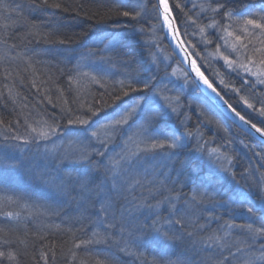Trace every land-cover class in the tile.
I'll list each match as a JSON object with an SVG mask.
<instances>
[{
    "label": "snow or ice",
    "instance_id": "6c2138e0",
    "mask_svg": "<svg viewBox=\"0 0 264 264\" xmlns=\"http://www.w3.org/2000/svg\"><path fill=\"white\" fill-rule=\"evenodd\" d=\"M186 3H191L189 11L199 9L197 18L203 14L210 22L203 26L197 24V21L184 11L186 4H181L179 0H173L172 4L169 0H154V2L153 0H114L110 11L117 17L127 18L128 23L132 24V34L149 37L142 41L141 58L137 59L125 43L129 40L127 32L115 31L116 26L121 22L114 21L113 34L105 37L107 43L104 44L101 41L103 47L96 45L94 48H88L87 55L81 54V59L77 61L75 68L70 70L67 77L69 91L76 93L74 102H78L77 111L86 109V112L91 115H75L72 108L67 107V100H64L61 113L66 118V126L63 127V131L55 117H52V122L41 120L36 121L35 124H29L25 119L24 126L27 134L25 136L16 135L13 139L23 140L25 145L35 143L37 149L43 142L44 157L52 167L56 168L62 189H69V195L75 192L83 203L92 205V215L96 218L92 224L97 230L92 233L93 239L81 240L75 245L76 248L82 244H108L116 237H119L117 243L127 242L126 238H130L132 242L144 246L147 243V236L150 235L152 241L161 249L170 247L171 243L176 241L184 240L193 242L194 247L196 243L207 245L204 250H211L212 255L202 257L200 264H233V261H236V264H264V215L259 220V226H254L256 212L264 214V174L254 181L255 200L262 202L259 207L253 200L248 199V194L243 191L235 193V197H229L228 200L216 201V193L209 194L207 191H201V187L204 185L212 187L211 181L213 178H219L221 172L230 175L238 185L243 181L244 184L252 187V184H249L252 173L245 170L237 180L236 172L232 167V158L226 152H221L219 148H212L206 152L198 140L193 148V156L199 154L203 159L206 155L208 163L214 167L209 168L208 177L191 189V196L182 191L183 187L193 183L191 177L198 175L199 170L190 169L188 176L182 181L180 177L184 176V170L189 161H179L178 157L181 150L189 146L190 138L200 137L202 134L199 129L195 133L188 129L187 121L190 117L182 111L187 106L183 104L181 95L179 93L174 96L165 94L170 89L164 81L174 83L171 77L180 79L177 76V69H172L171 73L166 68L162 69L160 65L164 61L159 60L153 52L154 48H159L158 31L166 29V35L171 34L173 40L177 39L180 26L175 23L176 15L173 14V8H175L177 14L183 13L182 23L185 27V35H196L195 32L189 33L187 30L188 21H191L199 31L201 42L207 45L211 44L212 40L208 37L206 30H216L217 38L222 42L228 54L220 50L221 44L218 43L211 55L223 59L226 67L232 71L255 77L254 83L264 85V7L237 12L228 8V0H205L204 3L199 4L193 0H186ZM45 6L58 9L62 7L60 3L49 4V0H31L29 9L37 11ZM22 9V5L13 7L6 0H0V19L12 20V13L22 18ZM63 10L68 11V8L65 7ZM209 13L211 15H208ZM216 15H220L225 23L221 24L217 21ZM152 20L157 21L158 27L150 22ZM137 24L141 26L136 27ZM2 27L8 35L0 32V45H4L9 51L18 47L17 43L9 44L10 40L19 39L21 43H31L37 39L47 40L51 35H42L39 26L35 24H19L15 20L11 23H4ZM123 27L127 29L128 25L125 24ZM21 31L25 33L23 37L19 35ZM58 42L65 44L68 41L60 39ZM177 47L180 48V45L178 44ZM10 59L14 57L0 56V60ZM85 59L88 60L87 64L82 63ZM190 64L203 83L219 96L216 88L196 66L195 60H191ZM84 67L89 68V71H84ZM162 71L164 75H160ZM4 75L11 78L12 73L5 68ZM182 76L184 84H188L187 74H182ZM115 77L121 78L115 79ZM110 80L113 81L111 85ZM192 82L195 83V80ZM221 83L224 81L221 80ZM243 83L247 84L248 81L244 80ZM32 84L35 87V80ZM88 84L99 85L101 88L111 86L113 91L117 92L113 97L114 100H120L122 96L128 97L130 93L138 95L132 97V102L118 106L119 111L114 112L111 119L101 123L99 120L91 119L99 115V109L88 104L81 95V89L86 88ZM183 86V84L180 86L181 90ZM234 90L240 91L239 88ZM60 91L62 94V90ZM8 93L12 95L11 88L8 89ZM241 99L248 108L258 111L259 116L264 117V99L259 101L261 104L259 109L249 103L246 97H241ZM48 102L52 103L51 97H48ZM225 103L227 104V101ZM228 107L240 120L249 124L252 129L264 137V128L257 127L250 120H245V117L241 116L231 105ZM181 115L184 116L183 120H172L173 116L178 118ZM0 123L3 121L0 120ZM16 123L20 124V121ZM162 123L164 127L160 126ZM205 123L211 122L206 121ZM261 123H264V119ZM133 125L136 127V132L134 136L128 137L125 141V144L130 143L132 147L128 148L119 160H115L109 150L110 141L124 132L125 126L131 129ZM101 130H103L102 135ZM53 137L61 139V144L57 145ZM49 141L53 145L51 148L47 147ZM204 143L206 144L207 141ZM255 155L264 160V155L261 153H255ZM69 161L74 166L81 165L83 170L74 168L72 172L66 171ZM177 163L180 164V169L175 167ZM9 166L21 168L25 166V162L24 160H19L15 164L9 162ZM258 167L264 168V163L259 164ZM141 170L145 178L153 177L147 181V191L151 199L157 201L155 204L150 203L143 195L138 197L133 194L136 187H145V179L137 178ZM173 175L176 179H173ZM157 177H163V179H157ZM177 185L180 189H177ZM165 192L168 194L165 195ZM206 200L212 203L213 208L222 207L232 212H237L239 209L241 216L247 213L249 223L227 225L228 229H239L243 239L230 244L224 239L229 235V232L225 231L223 237L213 233L206 240H195L196 233L189 231L190 227L200 232L208 231V225L200 224L199 219L202 217L197 215L198 212L204 210L202 206ZM232 205L237 207L232 208ZM160 209L168 213L167 217H161ZM207 210L211 211V209ZM137 213L143 215L144 221L150 219V223L140 221ZM4 215L15 218L19 216V213L6 212ZM193 216H197V219L192 220ZM101 228L103 232L99 231ZM0 232H4V229H0ZM138 234L144 236L145 239H138ZM39 239L43 241L45 237L40 236ZM11 243L8 239H3L4 245ZM213 243L219 249L218 251L211 247ZM232 247L236 248L235 252H232ZM225 250L227 255H225ZM50 252L51 255H49ZM238 254H245L246 259L241 261ZM72 255L75 258L74 252ZM36 256L33 257L35 264H41V261L43 264H54L55 252L52 249L45 251L42 246ZM5 259L10 264H20L18 254L12 250H0V264ZM97 264H104V262L97 261ZM153 264H183V262L179 259L164 262L163 257L158 262L153 257Z\"/></svg>",
    "mask_w": 264,
    "mask_h": 264
},
{
    "label": "trees",
    "instance_id": "16d2710c",
    "mask_svg": "<svg viewBox=\"0 0 264 264\" xmlns=\"http://www.w3.org/2000/svg\"><path fill=\"white\" fill-rule=\"evenodd\" d=\"M6 2L11 4L13 7L16 5L23 6V17H18L15 13H12V20L17 21L19 24H35L39 26L42 35L51 34L50 38L47 40L37 39L31 43H21L19 39L10 40L9 44H18V47L12 51H9L4 45H0V56L7 55L9 57H14V59L10 60H0V120H2L4 117L3 121L6 122L11 128L10 131L5 130V132H3L1 131L3 129V123L1 124L0 149H9L10 145L12 146L14 144L19 152H23V154L28 156V154L30 155V151L38 150L37 145L35 143L25 145L23 140L13 139L14 136L11 135L15 134L25 136L27 134L26 128H21V125H24L25 119H27L29 124H35L36 121L41 120H48L49 122H52V117H55L61 125V131H63V127L66 126V118L61 113V107L64 106V100H67V107L72 108L75 115H91L90 113L86 112V109L77 111L78 102H74L76 93L74 91H69L68 89L67 77L70 70L75 68L77 61L81 59V54L86 56L88 52L84 46H81V42L90 35L100 34L98 38L105 36V34L108 36V33L114 32L113 22L116 20L121 22L116 26V28L120 27V31H126L127 34H129V31H131L132 24L128 23L127 18L117 17L112 11H110L114 4V0H49V4L54 2L60 3L62 7L58 9L45 6L44 8L37 11H31L29 9L31 0H6ZM171 2L173 3V0H171ZM179 2L181 4H186L184 11L187 12L188 16H191L193 19H195L197 24L203 26L210 22L203 14L197 18V13L199 12L198 8L189 11L191 8V3H186V0H179ZM193 2L199 4L204 3L205 0H193ZM227 6L228 8L237 12L257 10L261 7H264V0H228ZM65 7L68 8V11L63 10ZM173 11L176 15L181 32L189 49L200 62L210 79L216 84L217 88L245 117L264 128V123H261L262 119L255 117L250 111L248 112V110L242 106L241 99H239L241 97H246L250 103L255 105V107L260 108L261 104L259 101L264 99V91L262 89L256 88V83L252 84L251 86L243 84V82L239 81V77H243V75L247 76V74L237 72H230V74H228L229 70H227L223 63L211 56L212 51L209 45L218 43L223 45L222 42L217 38L216 30H206L208 37L212 40L211 44L206 45L205 43L201 42L199 31L196 25L192 24L191 21H188L187 30L189 33L195 32L196 35H185V27L182 23L183 13L177 14V10L175 8H173ZM208 15L211 14L209 13ZM184 18L186 19V17ZM215 19L221 24L225 23L220 15H216ZM12 20L0 19V32H4L2 25L4 23H11ZM150 22L154 25H157L158 27L156 20H152ZM125 24L128 25L127 29L123 27ZM100 25H108L109 27L103 32H100ZM140 26L141 25L139 24L136 25V27ZM144 27H147V25H144ZM115 31L118 30L115 29ZM4 34L8 35V32H4ZM24 34V31L19 33L20 37H23ZM157 35L159 37L157 43L159 44V49L162 50H160V53L165 52L166 54H169L173 63L175 65L178 64L181 66V63L170 49V45L166 40L164 31H158ZM148 38L149 37L146 36L139 37L132 33L129 34V40H127L125 43L128 41L131 42V46H129V48H133V52L137 59H140L137 54L140 55L141 52H143L142 41ZM60 39H64L68 42L65 44H60L58 42ZM68 44L72 46H69ZM100 46H103V44H100ZM154 49L153 52H155ZM126 50L128 49L126 48ZM82 63L87 64L88 60L85 59L82 61ZM5 68H7L9 72L12 73L11 78H7L4 75ZM83 70L88 71V68L84 67ZM182 70L184 74H187V78L191 80L189 74L183 69V67ZM218 79L223 80L224 83H218ZM33 80L36 82L35 87L32 84ZM109 83L111 85L113 81L110 80ZM180 84L182 85L183 82ZM9 88L12 89V95H9L8 93ZM236 88H239L240 91L236 92L234 90ZM112 89L113 88L111 86L101 88L99 85L97 86L95 84H88L86 88L81 89V95L85 98L87 103L91 104L94 108L99 109V115L96 117H91L92 120L100 117L102 114L114 110L116 106L125 103L127 99L131 98L132 96L131 95L127 98L121 97L120 100H114L113 97L117 94V92L113 91ZM60 90H62V94ZM184 92L185 93H180L184 105L187 106V97H193L195 99L197 97L200 100H204L208 104V108L213 114L200 112V114L193 117L194 121L192 120L191 124L188 126V129L193 133L199 129L202 136L190 138L189 146L181 150L178 157L179 161L188 160L189 164L184 170V176L180 177V179L182 181L185 180L190 169H198L199 174L196 176L202 178L201 180H203L205 176L207 177V175H210L209 168L214 167L208 163V158L206 155L203 157V159L200 158L199 154L193 156V148H195L198 140L206 152L212 148H219L222 150L221 152H226L228 156L232 158V167H235L236 164L239 163L236 162V160L237 157H240L242 154L236 155V152L234 150L231 151V148L228 149L227 145H229V141H238L236 143L244 148V157H242L244 160V165L248 164L249 168L256 171L259 176L264 174V168L258 167V165L262 163L258 162L253 157V153L250 150L253 148L264 150V145L260 144L252 136L243 132L226 116H224L198 88H195V90L186 89ZM236 94L240 97L238 98ZM48 97H51L52 103L48 102ZM188 106L185 108H188ZM191 113L193 114V111H191ZM17 114L22 117H16ZM18 120L20 121V124L16 123ZM206 121H210L211 123H205ZM206 124L209 125V127L205 128L203 126ZM162 125L164 124L162 123ZM225 129L227 131H225ZM5 137H7V139H5ZM204 141H207V143L205 144ZM42 144L43 142H41V145ZM221 146L225 147V149H222ZM117 155L113 156L115 160L118 158ZM262 155H264V152H262ZM175 167L180 169L181 166L179 163H177ZM217 171H219V169H217ZM238 173L239 172L236 173V176H238ZM54 174L58 181L59 179L57 178V171ZM137 178L145 179V187H136L133 194L138 197L143 195L146 200L152 204H155L157 201L151 199L147 191V181L151 180L153 177L147 176L145 178L143 170H141ZM157 179L162 180L163 177H157ZM173 179H176L175 175H173ZM236 179L239 180L238 177ZM201 180L194 179L195 183L193 184V188L200 184ZM211 182L212 187H210V189L213 187L216 188V190L212 192V194L216 193V201L225 200L223 199V195L224 197L227 196L226 200H228L229 197H235V193H239L241 191L239 185L236 184L235 181L233 182L232 177L223 172L220 173L219 178H213ZM43 183H47V180ZM205 186L208 185L202 186L200 190L203 191ZM176 187L177 189H180L179 185ZM55 189H57V183H55ZM189 189H191L190 186L183 187L182 191L191 196L192 193H189ZM246 189L248 188H244V193L248 192ZM167 194L168 193L165 192V195ZM20 196L21 198L23 197L22 201L20 199V201H18L16 204H12L13 206H18V209H9L8 211L14 214L19 213V225H15L14 227L11 226L13 228L11 230L15 231L13 234L8 233L9 229H6L5 232L9 235H7L9 239L13 238L14 240L21 243H28L24 245V247L20 246V251L22 253L21 255L28 256L31 258L32 264H35L33 257L36 256L38 252L35 248L41 242H39L40 240L31 237L30 231H34V233L38 234L42 230L45 231V233H50L49 238L42 243L43 248L47 247L52 250L57 249V251L62 252V255L69 253V258L67 259L66 264H72L73 261L77 260L78 257L76 256H78L79 253L78 255H75V258H73V247L80 243L81 240L87 241L93 239L92 233L93 231L97 230L92 224V221L96 219L95 216L92 215V205L83 203L81 199L76 196V194L69 195L63 192V197L67 196L74 200V203L69 206L68 210L75 225L71 224V226H63V218H59L58 214H54L47 217V220L44 222L40 221L41 226L39 228H41V230L38 231V224L36 229L34 226L29 225V222L25 221L26 218L34 213L30 210V200L26 199L27 197H24L22 194ZM54 200H56L55 204H60L61 202V198L59 197L57 191H55ZM35 204L36 206L40 207L36 201ZM232 208L235 207L232 205ZM202 209L204 210L197 213L198 216L202 217L199 219V223L208 225V231L200 232L198 229L190 227L189 231H194L196 233V241L206 240L207 237L213 233L223 237L225 231H228L229 235L224 237V239L230 244L237 240L243 239V237L240 236L239 229H228L227 225L232 223H249L250 221L248 219L247 213L244 214L246 215L245 220L241 221L237 219L238 217L236 216L238 209L237 212H232L231 210H226L225 208L220 211L217 207L213 208L212 203L207 200L202 206ZM207 209H211V211ZM160 212L162 218L167 217L168 213L166 211L160 209ZM136 215L142 216L139 213ZM261 216L262 213L257 211L255 215L256 224L254 226H259V220ZM3 217L5 222L11 221V218L9 217H6L5 215ZM191 219L196 220L197 216H193ZM99 231L103 232V229L101 228ZM115 239L118 241L119 237H116ZM126 240L127 242L120 243L122 247L120 252H115V256L118 260H121L119 259V256L121 258L125 256V251L132 252L135 250L130 245L128 238H126ZM98 245L99 244L95 243L82 244L79 248L75 247L76 252L74 253L76 254L78 249H80L79 252H82L87 256V258L90 260V264H97V261H102L104 264H112L111 262H107L108 258L106 254V259H103L94 251H92L95 249L97 250L96 246ZM206 246L207 245L205 244L196 243L194 247L193 242L191 241H176L175 243H171L170 247L163 248L161 253L162 251L165 252L162 254L166 257H164V262L168 260L176 261L179 259L183 262V264H200L202 257H209L212 255L211 250H204ZM146 247V245L141 246L139 250L140 253L145 250ZM211 247L216 248L217 251L219 250L214 243ZM241 247H243V245H241ZM154 249L158 250L159 245L155 244ZM0 250H3L1 244ZM116 250L117 249H115V251ZM231 250L232 252H235L236 248L232 247ZM104 252L109 255L112 251L104 248ZM227 254L228 253L225 250V255ZM256 254L258 255L259 253L257 252ZM238 255L240 256L241 261L242 259L244 260L246 258L245 254ZM36 258L38 259V256H36ZM18 259L20 260V264H31L23 262L19 257ZM2 264H10V262L5 259L3 260ZM41 264H43L42 261Z\"/></svg>",
    "mask_w": 264,
    "mask_h": 264
},
{
    "label": "bare ground",
    "instance_id": "6f19581e",
    "mask_svg": "<svg viewBox=\"0 0 264 264\" xmlns=\"http://www.w3.org/2000/svg\"><path fill=\"white\" fill-rule=\"evenodd\" d=\"M169 3L170 4L172 3L171 0H169ZM108 27H109L108 25H100L99 26L100 32H103ZM115 29L118 31L121 30L120 27L115 28ZM130 33H132V32L129 31V34ZM164 33H165V31H164ZM112 34H113V32L108 33V36L105 34V36H102L101 38H98L100 36V34L99 35H90V36L86 37L81 42V46H84V48L88 51V48H94V46L99 45L101 43V41H103V43L106 44L107 40L105 39V37H110ZM167 42H168V40H167ZM126 44L128 46H131L130 41H128ZM69 46H72V45H69ZM100 47H103V46H100ZM130 49L133 51L132 47H130ZM142 54H143V52H141L140 55L139 54H137V55L141 58ZM88 71H89V68H88ZM189 77L191 80L188 79V81H189L188 84H184V80L181 79V81H183V85H184L183 87L187 90H195V88H198V86L196 83L192 82L194 79L191 76H189ZM119 78H121V77H115V79H119ZM137 95H138L137 93H130V95L128 97L131 96V98H128L127 101H129V102L132 101V97L137 96ZM196 99H198V98L196 97ZM198 100H200V99H198ZM120 105H124V103H122ZM120 105H118V106H120ZM118 106H116L114 110L109 111L105 114H102L100 117L94 119L93 121H96V120H99L100 122L103 121L104 119L111 116L114 112L119 111ZM16 117H22V116L17 114ZM3 118H2V121L4 120ZM1 124L2 123H0V126H1ZM2 127H3V129L1 131H3V132H5V130L6 131L11 130L10 126L4 121H3ZM21 128L25 129V126L21 125ZM11 135L16 136L15 134H11ZM53 140L56 141L57 145L61 144V142H62L61 139H58L57 137H53ZM13 141H15V140H13ZM232 141L233 142H231V143L234 146L233 150L236 152H239V150H238L239 144L236 143L238 141H234V140H232ZM14 146L15 145L13 144L12 146L10 145L9 149H0V229H4V232H0V244L2 245L4 251L12 250L18 254V257L23 262L32 264L31 258H29L28 256H22L21 255L22 253L20 251L21 250L20 246L24 247V245H26L28 243H26V242L21 243L19 241L14 240L13 238L9 239L8 238L9 235L5 232L6 229H9L8 233H10V234L15 233L14 230H11V229H13L11 226L14 227L15 225H19L18 220H19L20 216L15 217V218H11V221L5 222L3 220L4 213L8 212L9 209H11V210L16 209V208L18 209V206H13L12 204H16L18 201H20V199L22 201L23 197L21 198V196H20L22 194L24 197H27L26 199L30 200V202H29V203H31L30 204L31 205L30 210L32 212H34L31 216H29L28 218L25 219L26 222L30 223L29 225L34 226L37 229V224H38V231H40L41 230V228H39L41 226L40 221L44 222L45 220H47V217L52 216L54 214H58L59 218L60 217L63 218V223H62L63 226L67 227V226H71V224L75 225L72 217L69 214L70 212L68 210L69 206L74 203V200L72 198L67 197V196L63 197V192L69 194V189H67V188L62 189L61 182L59 180L57 181L56 176L54 174L56 172V168L52 167L49 164V161L47 159H45V157H44V149H45L44 143L41 145V148L38 149L37 151H30V155L28 154V156L23 154V152H19L18 149ZM47 147L48 148L53 147L51 141H49L47 143ZM125 151L126 150H121L120 156L122 154H124ZM262 152H264V151H262ZM238 154L239 153H236V155H238ZM241 154L242 155L240 157H244V155H243L244 152ZM13 157L15 159H11ZM19 160H24V162H25L24 167L17 168V167L9 166V162H11L12 164H15ZM67 163H68V168L66 169V171L72 172L74 170V168H79L80 170H83L81 165H75L74 166V165H72V163L70 161ZM245 167H247V170L252 173L250 179L252 180V186H254V188H255L254 181H255V179H257L260 176L256 171L251 170L249 168L248 164H245ZM191 179H193L192 180L193 183L190 185V188L192 189L193 184L195 183L194 179L195 180L196 179L201 180L202 178H199L198 176L193 175L191 177ZM46 180H47V183H43ZM55 183H57V189H55ZM191 189H189V193H192ZM215 190H216V188H214V187L210 189V187L205 186L203 191H207L209 194H212V192ZM55 191H57L59 197L61 198L60 204H55V201H56V200H54ZM75 194H76L75 192H72L70 195H75ZM226 198H227V196L224 197V195H223V199L226 200ZM35 201L37 202V204L40 205V207L36 206ZM53 204H55V205H53ZM217 208L220 211H222L224 209L222 207H217ZM139 219L142 222L150 223V219L148 221H144L143 215L139 216ZM41 231L38 234L40 236L45 237V239L43 241H41L39 239L40 236L38 234L34 233V231H30L31 233L29 232L31 237L36 238V239L40 240L39 242H41L38 246H36V248H35V249H37L36 251H39L41 249L40 247L42 246V243L46 239H48L50 236V233H45V231H42V232ZM3 239H8L12 243L9 245H4ZM138 239L143 240V239H145V237L140 236L138 234ZM128 240H129V243L132 246V248H134L135 250L132 252H127L124 249H122L123 251H125L124 252L125 256L123 258H121L119 256V259H121V260H118L115 256V252H117V251L120 252V250L122 248L120 243L116 242L117 241L116 239L113 242H110V243L105 244V245L99 244L98 246H96L97 250L95 249L92 251H94L97 255H99L103 259H106V256H107V258H108L107 262H111L112 264H153V257H155L157 261H160L161 257H163V258L165 257L162 255L165 252L162 251V253H161L162 249L160 247L158 250L154 249V245L156 243L152 241L150 235L147 236V243L145 244L147 247L145 250L142 249L143 251L141 253L139 251L141 246L136 242H132L130 238H128ZM104 248H107L108 250H110L112 252H110V254L108 255L106 252H104ZM115 249H117V250L115 251ZM43 250L48 251L49 248L44 247ZM73 250H74V252H76L75 247H73ZM53 251L55 252L54 264H66V261L69 258V253L62 255V252L57 251V249H53ZM79 251H80V249H78V252L76 253V255H78V253H79V255L76 256V257H78L77 260L73 261L72 264H90V260L87 258V256L84 253L79 252ZM98 251H100V252H98ZM105 254H106V256H105ZM49 255H51V253H49ZM235 262L236 261H233V264H235Z\"/></svg>",
    "mask_w": 264,
    "mask_h": 264
},
{
    "label": "rangeland",
    "instance_id": "374dc122",
    "mask_svg": "<svg viewBox=\"0 0 264 264\" xmlns=\"http://www.w3.org/2000/svg\"><path fill=\"white\" fill-rule=\"evenodd\" d=\"M199 41V40H198ZM217 41V40H216ZM101 44V43H100ZM99 44V45H100ZM216 45L217 44H213V45H209L210 46V49H211V51H212V53L215 51V49H216ZM155 50V55L158 57V59L159 60H162V61H164V63L163 64H161L160 65V67L163 69V68H166L167 69V71L169 72V73H171V71H172V69H177V76H179L180 77V79H177V77H171V79L174 81V83H168V80H165L164 81V83L165 84H167V87H168V89H170V91H168V92H166L165 94H167V95H170V96H174V95H176L177 93H185L184 91L186 90L185 88H183L182 90H181V88H180V86H181V82H183V81H181V79L183 80V76H182V74H184V72H183V70H182V67L180 66V65H175L174 63H173V61H172V59H171V56L169 55V54H166L165 52H162V53H160V50L161 49H159V48H156V49H154ZM222 52H225V54L227 55L228 53L225 51V48H224V46L223 45H221V49H220ZM162 51V50H161ZM163 55V56H162ZM170 56V57H169ZM212 56V55H211ZM162 57H163V59H162ZM164 58H165V60H164ZM215 59H218V60H220L221 61V63H224L223 62V59H220V58H217V57H214ZM233 59L235 58V57H232ZM225 67H226V65H225V63L223 64ZM227 68V67H226ZM227 70H229V72H228V74H230V72H235V71H232L231 69H229V68H227ZM227 72V71H226ZM160 75H164V72L162 71L161 73H160ZM219 80V79H218ZM244 80H247L248 81V83L246 84V85H252V84H255V83H253L254 81H255V77H249V76H244L243 75V77H239V81L240 82H243ZM218 83H221V80H219V81H217ZM243 84H245V83H243ZM256 88H259V89H262L263 91H264V88H262V87H264V85H261V84H258V83H256V86H255ZM237 95V94H236ZM237 97L239 98L240 96H238L237 95ZM188 98V100H187V106H188V108H185L184 110H182L184 113H186L189 117H190V119L187 121V126H189L190 124H191V122H192V120L194 121V119H193V117L194 116H197L198 114H200V112H206V114H213L211 111H210V109L208 108V104L204 101V100H198V99H195V98H193V97H187ZM239 99H241V98H239ZM130 102H132V101H130ZM129 101H126L124 104H126V103H130ZM250 103V102H249ZM241 104H242V106H244L247 110H248V112L250 111L251 113H252V115H254L255 117H257V118H259V119H264V117H260L259 116V113H258V111H254L253 109H250V108H248L247 107V105L244 103V100L243 99H241ZM256 109H259V108H257V107H255ZM191 111H193V114L191 113ZM196 118V117H195ZM108 119H111V116H109L108 118H106V119H104L103 121H101V123H105ZM184 119V116L183 115H181L180 117H175V116H173L172 117V120L173 121H177V120H183ZM161 127H164L165 125H160ZM169 126H171V124L169 125ZM205 128H207V127H209V125H203ZM136 132V127H135V125H133V127L131 128V129H129L127 126H125L124 127V132H121L118 136H116V137H114L113 138V140L112 141H110V143H109V150L111 151V153H112V156H115V155H117V160H119V158H120V151L121 150H127L128 148H131L132 147V145L129 143V144H125V141H127L128 140V137H130V136H134V133ZM125 133H126V135H125ZM103 134V130H101V135ZM228 146V149H230L231 148V151L234 149V146L232 145V143H230L229 145H227ZM239 146V145H238ZM141 147H143V145H141ZM222 147V149H225V147H223V146H221ZM243 147L242 146H239L238 147V150H239V152H236V153H239V154H241V153H243V150H244V148L242 149ZM251 150V152L253 153L252 155H253V157L258 161V162H260V163H264V160H261L259 157H257L256 155H255V153H261V155H262V150L261 149H259V148H253V149H250ZM222 151V150H221ZM246 151V150H245ZM246 160V159H245ZM236 162H239L238 164H236V166L235 167H233V170L237 173V172H239L238 173V176H236V178L238 177L239 179H240V174L242 173V172H244L245 170H247V167H245V165H244V160L242 159V157H238L237 158V160H236ZM242 164H243V166H242ZM242 170V171H241ZM207 177H208V175H207ZM206 178V176L203 178V179H205ZM256 180V179H255ZM234 182V181H233ZM251 182V183H250ZM212 183V182H211ZM249 184H252V180L250 179L249 180ZM239 187L241 188V191H244V188H248V189H246V191H248V192H246L245 194H248V199H250V200H253V202L257 205V207H259V205L262 203L261 201H258V200H255V196H256V190H255V188H254V186H252V187H249L247 184H244V182L243 181H241V183L239 184ZM244 193V192H243ZM235 208L237 207L236 205H233ZM239 210V209H238ZM259 212V211H258ZM262 215H264V214H262ZM244 216H246V215H244ZM240 217H241V215H240ZM244 258V257H243ZM246 259V258H245ZM242 261H243V259H242Z\"/></svg>",
    "mask_w": 264,
    "mask_h": 264
},
{
    "label": "water",
    "instance_id": "95a60500",
    "mask_svg": "<svg viewBox=\"0 0 264 264\" xmlns=\"http://www.w3.org/2000/svg\"><path fill=\"white\" fill-rule=\"evenodd\" d=\"M173 14L175 15L174 12ZM175 23L179 25L177 18L175 20ZM165 33H166V29H165ZM166 37H167L168 43L174 55L180 61V63L186 69L189 75L195 80V83L197 84L200 91L223 113V115H225L231 122H233L236 126H238L243 132L251 135L252 137L257 139L259 142L264 144V137H262L260 133H257L255 129H252L249 124H246L244 121L240 120V118L236 116V114L232 111V109L228 107V105H231L232 108L236 109V111L240 113L241 116H244L236 107H234L228 101V99L223 95V93L219 91L215 83L212 82V80L209 78V76L207 75V73L205 72L201 64L198 62V60L195 58V56L192 54V52L188 48L182 36L180 27H179V32L177 34L176 40L172 39L171 34L166 35ZM178 44L180 45V48L177 47ZM181 48L183 50H181ZM186 56H187V59H185ZM191 60H195L196 66L200 68V71L203 72L204 76H206L208 80L212 83L213 87L216 88V91L219 92L220 94L219 96H217L216 92H213L211 88H208L207 85H205L203 81L200 79V77L196 75V72L193 70V67L190 64ZM225 101H227V104L225 103ZM245 120H250V119L245 117ZM251 122L254 123L253 121ZM257 127H260V126L257 125Z\"/></svg>",
    "mask_w": 264,
    "mask_h": 264
},
{
    "label": "flooded vegetation",
    "instance_id": "af4514ba",
    "mask_svg": "<svg viewBox=\"0 0 264 264\" xmlns=\"http://www.w3.org/2000/svg\"><path fill=\"white\" fill-rule=\"evenodd\" d=\"M240 220H242V218Z\"/></svg>",
    "mask_w": 264,
    "mask_h": 264
}]
</instances>
